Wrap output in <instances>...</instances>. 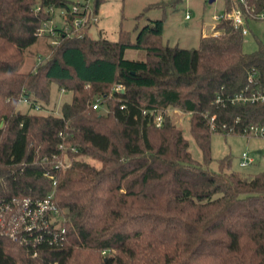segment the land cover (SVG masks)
Returning a JSON list of instances; mask_svg holds the SVG:
<instances>
[{
    "label": "trees",
    "instance_id": "16d2710c",
    "mask_svg": "<svg viewBox=\"0 0 264 264\" xmlns=\"http://www.w3.org/2000/svg\"><path fill=\"white\" fill-rule=\"evenodd\" d=\"M104 1L94 0L96 12ZM70 2L0 0V198L45 197L54 188L50 172L66 218V232L54 243L34 247L0 234V264H264V170H234L228 157L213 169L212 134H242L210 126L212 116L220 123H264V103L216 102L219 93L244 89L251 71L258 81L250 87L264 88V41L256 34L258 48L246 51L245 35L229 19L196 48L165 42L164 18L147 22L135 40L124 29L111 40L92 38L89 27L57 28V42L22 71L43 38L37 29L54 17L48 8L70 9ZM224 4L225 11L237 5ZM248 4L252 32L264 0ZM128 49L146 56L129 59ZM54 83L73 94L60 115L20 110L21 101L46 108ZM172 108L191 114L202 162L193 158ZM157 111L165 112L162 127L154 123ZM60 144L77 150H68L67 168L52 159L61 155Z\"/></svg>",
    "mask_w": 264,
    "mask_h": 264
},
{
    "label": "rangeland",
    "instance_id": "374dc122",
    "mask_svg": "<svg viewBox=\"0 0 264 264\" xmlns=\"http://www.w3.org/2000/svg\"><path fill=\"white\" fill-rule=\"evenodd\" d=\"M162 0H105L98 12L99 21L89 29V35L92 38L100 36L117 40L121 29L130 32L133 40L136 39L138 31L150 21V18H164L165 29L163 38L170 45H179L182 47H198V24L204 19L212 21L217 14L225 13L224 0H178L171 4L169 1L162 7L146 9L150 3ZM57 12V23H63ZM192 15L191 20L186 19V14ZM255 25H257L255 27ZM252 26V25H251ZM254 28V29H253ZM253 31L245 36L244 49L254 51L258 48L256 34L264 41V24L253 23ZM49 40L39 38L38 42L32 47L33 53H29L22 66V71H28L40 62L42 53L48 51ZM36 53V54H35ZM125 56L129 59L142 60L146 56L143 49H128ZM73 94L71 91H63L54 83L51 88V98L46 108L30 107L26 101H21L19 108L23 112L46 113L49 110L55 111L57 115L61 114V108L65 103L71 102ZM105 112L106 107L102 106ZM173 121L183 130L184 136L189 140L190 151L197 162L203 161V154L195 138L190 131L191 114L180 108L169 110ZM262 150V152H259ZM248 153L254 157V164L248 167L240 165V158ZM211 167L218 168L219 161L223 158H230L231 167L234 170L243 173L256 172L264 170V137L232 135L223 133H213L211 137ZM89 161L100 166L98 160L89 158Z\"/></svg>",
    "mask_w": 264,
    "mask_h": 264
},
{
    "label": "built area",
    "instance_id": "2783aa9c",
    "mask_svg": "<svg viewBox=\"0 0 264 264\" xmlns=\"http://www.w3.org/2000/svg\"><path fill=\"white\" fill-rule=\"evenodd\" d=\"M70 9L65 7L55 8L50 6L48 11L54 13V17L44 20L42 25L37 29V34L40 37H47L51 44L57 42L56 36L58 29L61 28L67 33H75L82 28L89 29L99 21L98 12L94 9V0H70ZM211 1V0H209ZM236 6L231 11H225L224 14H217L214 19L219 22L222 19H229L233 27L241 30L246 36L251 30L247 20V16L243 7H246L248 12L254 11V6L248 4V0H235ZM40 6L37 10H40ZM57 12L63 23H57ZM255 17L259 22L264 24V9L257 12ZM186 18H191L190 13L186 14ZM252 21H250L251 23ZM82 32V31H81ZM81 34V33H80ZM258 81V72L251 71L248 75V85L234 93L223 95L219 93L216 97V102L223 106L236 104H256L264 103V88H252L250 85L256 84ZM64 90V89H63ZM94 108H99V102H95ZM165 112L157 111L154 116V123L157 127H162L165 121ZM210 126L213 131L223 130L229 133H241L245 136L264 137V123L260 122H241L237 118L233 124L227 121H218L216 116L210 118ZM59 149L61 155L54 154L52 159L57 168H67L71 165V160L68 157V150L77 151L75 148H68L65 144H60ZM49 157L45 156L44 160ZM254 157L245 153L240 158V165L248 167L253 164ZM53 179V190L43 198H25L20 199H5L0 198V234L7 233L14 239H20L26 244H32L36 247L43 241L54 243L63 238L66 229L64 222L66 220L64 212L57 205L55 200V186L57 178L50 172L45 173ZM36 254V252H35Z\"/></svg>",
    "mask_w": 264,
    "mask_h": 264
},
{
    "label": "crops",
    "instance_id": "0c3cea01",
    "mask_svg": "<svg viewBox=\"0 0 264 264\" xmlns=\"http://www.w3.org/2000/svg\"><path fill=\"white\" fill-rule=\"evenodd\" d=\"M213 1H216V0H213ZM212 1V2H213ZM157 2H168V1H157ZM157 2H153V3H157ZM151 4V3H150ZM192 15H191V18L187 19V20H191L192 19ZM151 19H154V18H150ZM253 23H260L262 24V22H253ZM253 23L251 22V25L253 27ZM217 24L218 22L214 19V17L212 18V21H205L204 19H202L200 21V24H198V28L197 30L199 31V34H198V42H200V39L202 37H205V36H209V35H213V34H216L218 33L219 31L217 30ZM257 25H255L256 27ZM257 28V27H256ZM165 29V28H164ZM254 29V28H253ZM199 44V43H198ZM178 45V44H177ZM186 48H189V47H186ZM63 90V89H62ZM65 91V90H63ZM259 152H262V150H259Z\"/></svg>",
    "mask_w": 264,
    "mask_h": 264
},
{
    "label": "water",
    "instance_id": "95a60500",
    "mask_svg": "<svg viewBox=\"0 0 264 264\" xmlns=\"http://www.w3.org/2000/svg\"><path fill=\"white\" fill-rule=\"evenodd\" d=\"M211 1H213V0H211Z\"/></svg>",
    "mask_w": 264,
    "mask_h": 264
}]
</instances>
